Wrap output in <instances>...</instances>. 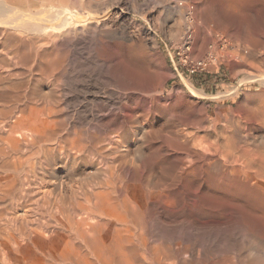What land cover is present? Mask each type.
Wrapping results in <instances>:
<instances>
[{"label":"rangeland","instance_id":"374dc122","mask_svg":"<svg viewBox=\"0 0 264 264\" xmlns=\"http://www.w3.org/2000/svg\"><path fill=\"white\" fill-rule=\"evenodd\" d=\"M53 1L55 2L53 3ZM74 1L75 0H48V9L53 16L52 19H54L55 17L57 18L56 24H54L55 20H53L52 22L51 19L49 25L46 28L40 30V32H35L33 30L31 32L29 30V32L21 31L19 33H12L15 38L14 40H23L31 44V52H27V56L28 53L29 55H31V61L36 60L38 54L41 53L43 55L44 69L45 71H47V75L50 77V79L46 81L47 83L43 85L44 88L42 90L37 89L36 93L31 91L29 94H27V96L24 93L25 97L22 100L24 102H29L35 106L47 104L46 106H48L49 109L54 108L55 110L59 111L58 115L55 118L60 122L58 129L60 131V134H62L61 148L63 149L61 150V154L67 155L68 153H71L73 155V157H71L73 158L71 159V161L68 162V160L63 158L65 162L62 161L61 164H56L57 161L54 162L53 158L55 155L54 152L47 153L43 148L40 147V145L42 144H39L38 146L35 145L36 147H32L35 152L31 150L32 148L27 150L30 154L31 161L30 163H28L29 165L27 164L25 167L26 177L30 179V182L35 188H39L40 184L42 183H44V185H46L47 187L51 186V183H46L42 179V175H44L43 172H45L48 179H53L54 177H59L60 179L58 180L63 179L62 182L64 186L62 188V194L63 199L67 203L73 200L83 201L86 196L94 193L95 191H101L102 188H106L108 184L107 187L113 188V197H115L120 202L127 203L128 205L134 207L137 211V220L139 221L134 222L133 226L136 231L137 229L138 231L140 229L142 233L140 231L139 232L142 234V236H140L141 234L137 232L139 235L137 234L138 238L134 239V243L140 242L141 239L144 241L145 238V241L147 242L146 246L151 249L150 254L153 255L155 253L158 254L159 252L160 253L158 255H160L161 248L168 245L169 249L171 248L170 252H172L173 256L175 257L173 261L177 259V264H182L183 262V264H190L191 261V264H264V197L263 199H261V193H259L258 191V185L263 184L261 182L263 174H256L260 171V169H257L258 167L254 168L258 172L254 169H250L249 171L252 175L254 174V179L257 181L252 179L251 182L249 181L248 183L247 181L241 180L243 178L241 176L243 174L245 175L246 173L245 171L241 173V176L238 174L236 176L234 173L223 174L221 165L216 164V162L219 160V156L221 158V156L224 155L225 151V154H235L234 156L238 157L241 154V151L237 148H229L226 145H229V143L236 145V147L238 148L249 149L251 152H253L254 148V151L264 149V139H262L264 138V123L259 124V119H256L257 117L259 118L260 115L264 114V49L260 48V46L264 44V6H262V4H264V0H243L245 2L247 1V4H252L253 2L255 3H253L252 5L250 4L251 7L245 8L246 10L242 9L238 5L240 4L238 2H241L240 0ZM226 1L230 4V6H232V4L235 2L233 4L235 9H233V6L229 8L230 13H226L225 11L227 6L229 5ZM28 2H30L29 4L31 9L35 11L38 9L37 7H39V3L36 0H28ZM49 2L51 3L49 4ZM56 3L57 5H55ZM112 3L114 6H112ZM128 3L131 5H129ZM106 5L107 7H105ZM211 5L213 8L211 7ZM253 5H256V7ZM86 8L88 9V11ZM110 9H113L114 11L113 17H110L105 21L94 23L82 22L81 24L74 21V19H83L89 15H101ZM236 10L239 11L237 12ZM208 16L210 17L208 18ZM67 17H69V20L65 24L64 21ZM185 18L187 20V23ZM247 22L249 23V26ZM105 23L107 24L106 27L104 26L106 25ZM198 23H200V25ZM187 24L189 25V27ZM199 26L200 29L198 28ZM189 29L192 31V33H195V37H193L195 39L197 38V36L199 37L198 34H202L201 45L203 48V52L197 53V58H203L207 53L211 51L210 48L214 43V37L216 34L228 37L229 41L231 42V47L235 51L233 50L234 52H232L231 58L226 57L223 58L224 60L221 58L225 63V67L222 69L224 75L223 73H213L211 75H208L205 81H197L196 79L180 81L176 78L171 58L169 57V54L167 52L166 44H179L183 35L187 31H189ZM201 29L203 30V32ZM79 31L82 32L79 33ZM115 31L117 32V37ZM95 37L98 38L96 39ZM0 38L1 41L3 40V42L6 39L4 38V36H1ZM86 38L88 39L84 41ZM99 38L101 43L99 42ZM117 40H119L120 42H118ZM105 41L108 44L104 46V44L106 43ZM108 41H110L111 43ZM68 43L70 44V46ZM76 45L78 46L76 47ZM213 45H215L214 47L212 46L213 51L220 53L219 46L215 43ZM66 46L70 48H67ZM82 52L83 54H81ZM35 56L36 58H34ZM80 57L83 60H80ZM76 59L79 60V62ZM69 61L72 63H70ZM74 66L83 68H80V70L79 68L77 69ZM37 67L38 66L36 65L32 69V74H34V76L38 75L39 73V68ZM62 67L63 69L61 70ZM71 67L72 69H69ZM135 70L137 71V73H141V75L139 74L140 77L137 76L138 74L135 75ZM21 71L23 72L22 67L13 68V73H20ZM75 71L77 73H74ZM142 72H144V74H146L148 77L150 73H152L151 76H154V74L159 75L160 73L164 74L163 78L161 75L163 84L157 85L155 80H148L149 78L147 76L144 77L145 75H143ZM26 73L29 77L32 76L29 72L26 71ZM260 75L262 76V78H260ZM249 76L252 77L249 78ZM63 77L66 80L65 83ZM254 77H259L260 79L258 78L255 80ZM125 78L127 81L124 80ZM138 78H140L141 81ZM150 78L152 79V77ZM74 79L76 83L75 81H73ZM68 80L69 82H67ZM122 80L124 81L123 84L121 83ZM137 80L140 82H138ZM51 82L53 83L51 84ZM153 82L156 84H154ZM124 83L127 85L123 86L125 85ZM261 83L263 85H261ZM156 86L158 87L156 88ZM137 87H140L142 91H140V89H137ZM45 90L48 93H46ZM54 90L57 92H55ZM139 99L141 101H139ZM43 102L46 103L44 104ZM138 102L140 105L138 104ZM124 103H129L128 107H122V105L127 106V104ZM115 104L120 107L116 106ZM108 107L110 108L108 109ZM137 110L139 112H137ZM113 111H116V113H114ZM140 111L142 113H148L147 116L144 113L141 114ZM123 113L125 116L123 115ZM95 115H97L98 117ZM107 115L109 116L107 117ZM118 115L120 117H118ZM127 115L129 117L132 116L131 119L133 120H130ZM141 116L144 118H142ZM96 117L98 118V120ZM107 118L111 122H108ZM123 118H127L126 122H124L125 119ZM99 119L102 120L100 121ZM119 119H123V121ZM200 119H203V122L200 121ZM196 120L197 122H199L197 123ZM128 121H131L132 124ZM102 122H104L105 124H102ZM109 123H113V126L110 125L109 127V125H107ZM135 123L140 124L139 126L137 125V127ZM101 124L104 128L106 126L107 127L104 129ZM73 125L74 128L72 127ZM80 125H84L85 127H81ZM140 125H142V128L140 127ZM65 128L67 129L66 131L64 130ZM71 128L73 130H71ZM89 128L90 133L88 132ZM125 128L126 131H124ZM135 128H138V131ZM94 130L97 132L99 130L98 134ZM126 132L128 133L123 134ZM142 133H144L145 135H142ZM85 134L86 136H89L84 137ZM128 134L132 138L129 137ZM139 135L141 138L139 137ZM117 136L119 138L121 136V138L117 139ZM158 138L160 139L159 142L156 141L158 140ZM148 139L150 142H147ZM159 143L162 144L161 147H159ZM192 143L195 146H193ZM116 144L117 146H115ZM143 144L144 147H142ZM49 145L50 144L48 143V145L46 146ZM219 145H222L223 147L220 148L221 152L219 153L221 154L217 155L215 153L216 151L213 149L218 147ZM139 146H141V150ZM156 146L160 151L156 148ZM200 146L210 147L209 149H211V153L213 154L211 155V153L209 154V152H203L202 150H200ZM112 148L114 149L112 150ZM36 149L38 150L36 151ZM79 149L82 150V152L79 151ZM233 149H235L236 153ZM189 150H193V152L196 150L198 153L205 156L206 160L204 159L205 161L202 160L201 162L197 163V161H193V159L184 156L183 153L188 152ZM228 150L229 152L227 153ZM148 151L151 153H149ZM231 151H233V153H231ZM119 152L121 153L120 156L118 155ZM144 152L147 155H144ZM163 152L165 155L163 154ZM122 153L125 156L127 155L128 161L126 157L122 155ZM160 153L162 154V156L164 155L166 157H162ZM136 154H138V157ZM158 154L160 155L158 159L157 157L154 158L155 156H158ZM177 154H179V156H177ZM82 155L85 157H83ZM46 156H52L51 160H46ZM118 157H120V159ZM121 157L123 159H121ZM169 157H172V159ZM90 159H92V161ZM97 159H99V161ZM182 159L186 160L184 161ZM188 159H190L191 161ZM243 160L244 158H242V161ZM124 161L126 162V164H124ZM162 161L164 163L166 162V167L165 165H163L164 163ZM182 161H184L185 163H182ZM100 162H102V164H100ZM84 163L85 165H83ZM131 163H134L133 167ZM54 164L57 166H55ZM62 164L65 165L63 166ZM98 164H100V168ZM123 164L125 168L124 171H126L127 173L122 171L124 169ZM146 164L147 166H144ZM101 166H103L104 169L103 167L101 168ZM128 166H131L130 168H132V170L128 168ZM96 167L97 169L99 168L98 170L101 172H98ZM79 168L82 170V172ZM127 168L128 170H130L128 171ZM36 169L38 171H36ZM31 170L33 171V174ZM94 170H96L97 172ZM202 171L205 175H202ZM51 172L54 177L52 176ZM91 172L93 173L91 174ZM78 173L80 174L78 175ZM198 173L203 177H201ZM230 174L233 175L231 176ZM86 176L87 180L85 179ZM89 176H91V178ZM74 180L75 182H73ZM67 181L72 182L69 183ZM242 181L244 184L242 183ZM186 183L188 185H186ZM76 184L78 185L76 186ZM237 186L238 189H235L237 188ZM247 186L250 187V190H245L248 188ZM68 188L72 190H68ZM197 188L198 191L196 190ZM251 188L256 190L254 191ZM139 189L141 192L138 191ZM184 189L187 192H185ZM175 191L177 192V194ZM206 191H208L207 195ZM257 193L260 195V197ZM251 194L253 196H251ZM56 195L57 192L51 193L49 198H45L53 200L54 196L56 197ZM38 196L39 195H37L35 199L39 198ZM132 197L135 198V201L133 200L134 198L131 199ZM258 198L259 201L257 202ZM35 199L32 197V200L34 202L37 201ZM121 199L124 200L122 201ZM150 199L153 201L152 203ZM139 200L140 202L141 200H144L142 201V204L144 202L146 204L144 203V206L142 207V204L139 202ZM137 202H139L140 204ZM167 203L170 206H167ZM257 203H259L260 205L263 203V206L261 205L263 208L260 207ZM160 204L162 205L160 206ZM259 209H261L263 212L260 213L261 210ZM146 211L148 212V214ZM166 211H168L169 213ZM158 214L160 215V217ZM157 215L159 218L156 217ZM261 215H263V217ZM145 216L147 217L144 218ZM154 217L156 218L154 219ZM146 219L148 220V223ZM133 220H135V218H133ZM154 220L157 221L155 222ZM149 221H153V223L149 224ZM146 225H149V227H146ZM153 228H155L156 230ZM144 230L146 231V233ZM147 237L148 239H146ZM180 242H182V244ZM139 247H136V249H138ZM138 251L140 252L141 248H139ZM153 251L154 253H152ZM178 253H180V255ZM185 258L189 259H186V261H184Z\"/></svg>","mask_w":264,"mask_h":264},{"label":"bare ground","instance_id":"6f19581e","mask_svg":"<svg viewBox=\"0 0 264 264\" xmlns=\"http://www.w3.org/2000/svg\"><path fill=\"white\" fill-rule=\"evenodd\" d=\"M27 1V2H26ZM39 3L38 9L35 11L30 8V2L28 0H0V37L4 36L5 41H1L0 38V264H177L178 261L176 262L173 261L175 257L173 256V253L170 252L169 246L166 245L165 247L161 248V254H150L151 249L148 248L147 242L141 239L140 242L134 243V239L138 238L137 236V231L134 229L133 223L137 220V211L134 207L128 205L127 203L120 202L118 201L115 197H113V188L107 187L102 188L101 191H95L94 193H91L90 195L86 196L83 201L79 200H73L70 202H65L63 199V194H62V188H63V179H60L59 177H54L52 172V176L55 178L53 179H48L46 177L45 172H43L44 175H42V179L47 183H51L50 187H47L44 185V183L40 184L39 188H35L32 183L30 182V179H28L25 175V167L28 163L31 161L30 154L28 153L27 150L31 149L35 145H40L41 148H43L47 153L54 152V162L56 164H61L64 159L71 161V157L73 155L71 153H68L67 155H62L61 150V138L62 134H60L59 131V120H57L55 117L58 115L59 111L55 110L54 108L49 109L48 106L46 105H32L29 102H24L22 99L25 97V94H29L31 91L36 93V90H42L44 88V84H46L47 80L50 79V77L47 75V71L44 69V64H43V55L40 53L37 56V59L34 61H31V55L27 56V52H31V44L28 42H25L23 40H14V35L12 34L13 32L19 33L21 31H27L29 30L32 32L33 31H39L46 28L53 16L50 13V10L48 9V0H36ZM168 1V0H167ZM165 1V2H167ZM228 1V0H227ZM226 1V2H227ZM241 2H238V4L242 9L245 8H250V4H247V1L240 0ZM55 1H53L54 3ZM76 2V0L74 1ZM237 2V1H236ZM51 2H49L50 4ZM58 3V2H57ZM57 3L55 5H57ZM61 3V2H60ZM82 3V2H81ZM122 3V2H121ZM225 3V2H224ZM228 3V2H227ZM233 3V2H231ZM235 3V2H234ZM233 3V4H234ZM254 3V2H253ZM252 3V4H253ZM59 4V3H58ZM72 4V3H71ZM120 4V3H119ZM118 4V5H119ZM126 4V3H125ZM129 4V3H128ZM127 4V5H128ZM168 4V3H167ZM229 4V3H228ZM232 4V6H233ZM251 4V5H252ZM255 4V3H254ZM61 5V4H60ZM63 5V3H62ZM78 5V4H77ZM94 5V4H93ZM96 5V4H95ZM131 5V4H129ZM175 5V4H174ZM222 5V4H221ZM227 5V4H226ZM69 6V5H68ZM71 6V5H70ZM112 6L113 3H112ZM111 6V7H112ZM126 6V5H125ZM230 4L227 6L225 9L226 13H230L229 8L232 7ZM256 7V5H253ZM264 6V4H262ZM83 7V6H82ZM96 7V6H95ZM98 7V6H97ZM107 7V5L105 6ZM130 7V6H129ZM212 7V5H211ZM237 7V6H236ZM213 8V7H212ZM215 8V7H214ZM261 8V7H259ZM258 8V9H259ZM263 8V7H262ZM82 9V8H81ZM87 9V8H86ZM126 9V7H125ZM233 9L234 6H233ZM232 9V10H233ZM239 9V7H238ZM65 10V9H64ZM101 10V9H100ZM246 10V9H245ZM83 11V10H82ZM88 11V9H87ZM91 11V10H90ZM103 11V9H102ZM127 11V10H126ZM130 11V9H129ZM128 11V12H129ZM136 11V10H135ZM174 11V10H173ZM177 11V10H175ZM182 11V10H181ZM210 11V10H209ZM208 11V12H209ZM237 11V10H236ZM239 11V10H238ZM237 11V12H238ZM252 11V10H251ZM78 12V11H77ZM81 12V11H80ZM79 12V13H80ZM101 12V11H100ZM113 9L107 10L105 13L101 15H89L86 18H78L74 19L75 22L81 24L82 22H100V21H105L110 17H113ZM124 12V11H122ZM138 12V11H137ZM179 12V11H178ZM207 12V14H208ZM235 12V11H234ZM249 12V10H248ZM241 13V12H239ZM85 14V13H84ZM100 14V13H99ZM116 14V13H115ZM212 15V12H211ZM242 15V14H241ZM116 16V15H115ZM124 16V15H123ZM185 17V16H184ZM188 17V16H187ZM210 16H208L209 18ZM236 17V16H235ZM234 17V18H235ZM77 18V17H76ZM233 18V19H234ZM184 19V18H183ZM54 21V24H56L57 18L55 17L52 19V22ZM69 20V17H67L64 21L66 24L67 21ZM73 20V18H72ZM186 20V18H185ZM239 20V18H238ZM230 21V20H229ZM232 21V20H231ZM237 21V20H236ZM190 22V20H189ZM242 22V20H241ZM104 23V22H103ZM126 23V22H125ZM187 23V20H186ZM193 23V22H192ZM191 23V24H192ZM248 23V22H247ZM253 23V22H252ZM106 24V23H105ZM200 25V23H198ZM240 24V23H239ZM246 24V23H245ZM53 25V23H52ZM188 25V24H187ZM244 25V22H243ZM247 25V24H246ZM105 27L107 26L104 25ZM186 26V24H185ZM249 26V23H248ZM189 27V25H188ZM191 27V25H190ZM246 27V26H245ZM109 28V27H108ZM111 28V27H110ZM186 28V27H185ZM200 29V26L198 27ZM71 29V28H70ZM69 29V30H70ZM197 29V30H199ZM73 30V29H72ZM77 30V29H76ZM79 30V29H78ZM107 30V29H106ZM190 30V29H189ZM202 30V29H201ZM84 31V30H82ZM82 31H79L82 32ZM103 31V30H102ZM110 31V29H109ZM114 31V30H113ZM248 31V29H247ZM250 31V30H249ZM116 32V31H115ZM114 32V33H115ZM125 32V31H124ZM200 32V31H198ZM203 32V30H202ZM24 33V32H23ZM22 33V35H23ZM38 33V32H37ZM64 33V32H63ZM73 33V32H72ZM108 33V32H106ZM105 33V34H106ZM113 33V34H114ZM126 33V32H125ZM192 33V31H191ZM206 33V32H205ZM26 34V33H25ZM117 37V32L115 33ZM195 33H192V36H194ZM198 34V33H197ZM30 35V34H29ZM68 35V34H67ZM79 35V34H78ZM77 35V36H78ZM125 35V34H124ZM127 35V34H126ZM199 37L193 38V53L196 57L197 53L203 52L202 48V34H198ZM205 35V34H204ZM32 36V35H31ZM38 36V35H37ZM57 36V35H56ZM55 36V37H56ZM64 36V35H63ZM73 36V35H72ZM82 36V35H81ZM84 36V35H83ZM95 36V35H94ZM97 36V35H96ZM114 36V35H113ZM28 37V36H27ZM43 37V36H42ZM123 37V35H122ZM23 38V37H22ZM21 38V39H22ZM32 38V37H31ZM40 38V37H39ZM47 38V36H46ZM51 38V37H50ZM49 38V39H50ZM76 38V37H75ZM96 38V37H95ZM98 38V37H97ZM96 38V39H97ZM104 38V37H102ZM110 38V37H109ZM114 38V37H113ZM121 38V37H120ZM127 38V37H125ZM124 38V39H125ZM78 39V38H77ZM88 38H86L84 41H86ZM48 40V39H47ZM68 40V39H67ZM66 40V41H67ZM72 40V38H71ZM74 40V39H73ZM82 40V41H83ZM49 41V40H48ZM65 41V42H66ZM75 41V40H74ZM79 41V42H82ZM120 42L119 40H117ZM116 41V43H117ZM45 42V41H44ZM50 42V41H49ZM58 42V41H57ZM56 42V43H57ZM63 42V40H62ZM78 42V41H77ZM100 42V38H99ZM106 42V41H105ZM110 42V41H108ZM114 42V41H113ZM123 42V40H122ZM128 42V41H127ZM71 43V42H70ZM87 43V42H86ZM101 43V42H100ZM111 43V42H110ZM52 44V43H51ZM69 44V43H68ZM108 44L107 42L104 44V46ZM113 44V43H112ZM126 44V43H125ZM252 44V43H251ZM257 44V43H255ZM63 45V44H62ZM84 45V44H83ZM218 45V44H216ZM235 45V44H234ZM233 45V46H234ZM260 45V44H259ZM70 46V44H69ZM73 46V45H72ZM78 45H76L77 47ZM258 46V45H254ZM262 46V47H261ZM260 48L264 49V44L261 45ZM49 47V46H47ZM54 47V46H53ZM67 47V46H66ZM70 48V47H67ZM75 48V46H74ZM210 48V47H209ZM208 48V50H209ZM39 49V48H38ZM37 49V50H38ZM66 49V48H65ZM212 52L213 47L210 48ZM26 50V51H25ZM44 50V49H43ZM207 50V51H208ZM215 50V49H214ZM234 50V49H233ZM232 50V52H234ZM45 51V50H44ZM53 51V50H52ZM63 51V50H62ZM71 51V50H70ZM73 51V50H72ZM80 51V50H79ZM78 51V52H79ZM35 52V51H34ZM49 52V51H48ZM60 52V51H59ZM81 52V51H80ZM206 52V51H205ZM209 52V53H210ZM221 53V51H219ZM264 52V51H263ZM36 53V52H35ZM50 53V52H49ZM110 53V52H109ZM217 53V52H216ZM61 54V53H60ZM72 54V53H71ZM83 54V52L81 53ZM80 54V55H81ZM206 54V53H205ZM226 54V53H222ZM74 55V54H73ZM72 55V56H73ZM76 55V54H75ZM78 55V53H77ZM97 55V54H96ZM207 55V54H206ZM108 56V55H106ZM105 56V57H106ZM224 56V55H222ZM264 56V55H263ZM237 57V56H236ZM36 58V56L34 57ZM77 58V57H74ZM84 58V57H83ZM123 58V57H122ZM73 59V58H72ZM100 59V58H99ZM223 59V58H222ZM264 59V58H263ZM77 60V59H76ZM80 60H83L80 57ZM102 60V59H101ZM224 60V59H223ZM67 61V60H66ZM79 62V60H77ZM70 62V61H69ZM76 62V61H75ZM77 62V63H78ZM72 63V62H70ZM69 64V63H68ZM74 64V63H73ZM81 64V63H80ZM264 64V63H263ZM38 66L39 68V73L38 75L34 76L32 74V69L35 66ZM57 65V64H56ZM79 65V64H78ZM77 65V66H78ZM22 67L23 72L21 71L20 73H13V68H19ZM64 67V66H63ZM61 68V70L63 69ZM70 67V66H69ZM73 67V66H72ZM69 68V69H72ZM75 67V66H74ZM75 68H83V67H75ZM74 68V69H75ZM263 68V67H262ZM55 69V68H54ZM53 69V70H54ZM73 69V70H74ZM76 69V70H77ZM264 69V68H263ZM3 70V72H2ZM81 70V69H80ZM137 70V69H136ZM135 70V71H136ZM141 70V69H140ZM139 70V71H140ZM262 70V69H261ZM25 71V72H24ZM27 72H29L32 76L29 77L27 75ZM138 71V72H139ZM142 71V70H141ZM264 71V70H263ZM262 71V72H263ZM60 72V71H59ZM36 73V72H35ZM69 73V72H68ZM72 73V72H71ZM74 73H77L76 71ZM73 73V74H74ZM141 73H135V75ZM144 77L147 75L142 72ZM152 73L149 75L148 80H155L157 85H162L163 84V75L164 74H159L151 76ZM60 75V74H58ZM67 75V74H65ZM71 75V74H70ZM142 75V76H143ZM162 75V78H161ZM257 76V75H256ZM261 76V75H260ZM259 76V77H260ZM61 77V76H60ZM67 77V76H66ZM72 77V76H69ZM135 77V76H134ZM140 77V76H139ZM143 77V78H144ZM152 77V79L150 78ZM252 77V76H251ZM249 76V78H251ZM259 77H254L255 80L258 79ZM64 78V77H63ZM74 78V77H73ZM72 78V79H73ZM129 78V77H128ZM127 78V79H128ZM262 78V76L260 77ZM259 78V79H260ZM109 79V78H108ZM137 79V77H136ZM140 81L141 79L138 78ZM146 79V78H145ZM245 79V78H244ZM125 81L126 78L124 79ZM243 80V79H242ZM250 80V79H249ZM264 80V79H263ZM52 81V79H51ZM65 78H64V83H65ZM75 81V79L73 80ZM138 81V80H137ZM138 81V82H140ZM143 81V80H142ZM245 81V80H244ZM252 81V80H251ZM259 81V80H258ZM257 81V82H258ZM261 81V80H260ZM54 82V80H53ZM51 82V84L53 83ZM69 82V80L67 81ZM66 82V83H67ZM122 80V84H123ZM137 82V84H138ZM262 82V81H261ZM74 83V82H73ZM76 83V81H75ZM79 83V81H78ZM142 83V82H141ZM139 83V84H141ZM144 83V82H143ZM154 83V82H153ZM154 83V84H156ZM60 84V83H59ZM121 84V85H122ZM125 84V83H124ZM153 84V85H154ZM49 85V84H48ZM58 85V84H57ZM83 85V84H82ZM127 84L123 85L126 86ZM261 85H263L261 83ZM60 86V85H59ZM158 86H156L157 88ZM54 88V87H53ZM56 88V87H55ZM51 89V88H50ZM49 89V90H50ZM137 89L141 88L137 87ZM46 91V90H45ZM55 91V90H54ZM137 91V90H136ZM139 91V90H138ZM53 92V91H52ZM57 92V91H55ZM25 93V94H24ZM46 93H48L46 91ZM138 93V92H137ZM136 93V94H137ZM24 94V95H23ZM42 94V92H41ZM44 94V93H43ZM140 94V93H139ZM53 96V95H52ZM138 96V95H137ZM45 97V96H44ZM139 97V96H138ZM52 98V97H51ZM43 99V98H42ZM27 100V99H26ZM52 100V99H51ZM137 100V99H136ZM48 101V100H47ZM139 101H141L139 99ZM39 102V101H38ZM44 103V102H43ZM46 103V102H45ZM44 103V104H45ZM48 103V102H47ZM52 103V102H51ZM141 103V102H140ZM36 104V103H35ZM61 104V103H60ZM59 104V105H60ZM120 104V103H119ZM123 104V103H121ZM127 104V106L122 107H128L129 103H124ZM139 104V102H138ZM50 105V104H49ZM114 105V104H113ZM116 105V104H115ZM140 105V104H139ZM118 106V105H116ZM130 106V105H129ZM138 106V105H137ZM136 106V107H137ZM142 106V105H141ZM53 107V106H52ZM62 107V106H61ZM114 107V106H112ZM120 107V106H118ZM63 108V107H62ZM110 107H108L109 109ZM116 108V107H115ZM133 108V107H132ZM135 108V107H134ZM147 108V107H146ZM145 108V109H146ZM112 109V108H111ZM122 109V108H121ZM127 109V108H125ZM129 109V108H128ZM137 109V108H136ZM139 109V108H138ZM149 109V108H148ZM113 110V109H112ZM130 110V109H129ZM128 110V111H129ZM135 110V109H133ZM132 110V112H133ZM141 110V109H140ZM110 111V110H109ZM131 111V110H130ZM143 111V110H142ZM146 111V110H145ZM149 111V110H148ZM114 112V111H113ZM123 112V111H122ZM125 112V111H124ZM129 112V113H132ZM137 112H139L137 110ZM141 112V111H140ZM64 113V112H63ZM112 113V112H111ZM108 113V114H111ZM116 113V111L114 112ZM119 113V112H118ZM136 113V112H135ZM146 116L147 114L143 112ZM141 112V114H143ZM263 113V112H262ZM122 114V113H121ZM128 114V112H127ZM137 114V113H136ZM139 114V113H138ZM106 115V114H105ZM103 115V116H105ZM114 115V114H112ZM124 115V113H123ZM132 115V114H131ZM144 115V116H145ZM94 116V114H93ZM97 116V115H95ZM109 115H107L108 117ZM117 116V115H116ZM115 116V117H116ZM125 116V115H124ZM128 116V115H127ZM133 116V115H132ZM132 116H128L131 119ZM143 116V115H142ZM141 116V117H142ZM204 116V115H203ZM202 116V117H203ZM258 116V115H257ZM256 116V117H257ZM98 117V116H97ZM96 117V118H97ZM111 117V116H110ZM118 117H120L118 115ZM127 117V118H128ZM138 117V116H137ZM200 117V116H199ZM101 118V117H100ZM103 118V117H102ZM114 118V117H113ZM117 118V117H116ZM115 118V120H116ZM127 118L125 119L124 122H126ZM144 118V117H142ZM65 119V118H64ZM118 119V118H117ZM123 119H119L123 121ZM139 119V118H137ZM196 119V118H195ZM256 119H259V124L264 123V114L260 115L259 118L257 117ZM98 120V118H97ZM100 120V119H99ZM102 120V119H101ZM100 120V121H101ZM106 120V119H105ZM108 122L110 121L107 118ZM112 120V119H111ZM114 120V119H113ZM114 120V121H115ZM129 120V119H128ZM136 120V119H135ZM198 120V119H197ZM196 120V122H197ZM66 121V120H65ZM92 121V120H91ZM200 121L203 122V119H200ZM68 122V121H67ZM89 122V120H88ZM86 122V123H88ZM111 122V121H110ZM119 122V121H118ZM131 122V121H128ZM136 122V121H135ZM199 122V121H198ZM197 122V123H198ZM70 123V122H69ZM85 123V122H84ZM106 123V121H105ZM102 122V124H105ZM115 123V122H114ZM122 123V122H121ZM134 123V122H133ZM100 124V123H99ZM98 124V125H99ZM101 124V125H102ZM113 124V123H112ZM112 124H107L112 125ZM132 124V122H131ZM136 124V123H135ZM140 124V123H139ZM139 124H136V126ZM203 124V123H202ZM201 124V125H202ZM96 125V124H95ZM117 125V123H116ZM124 125V123H123ZM122 125V126H123ZM128 125V124H126ZM81 126V125H80ZM84 126V125H82ZM81 126V127H82ZM106 126V125H105ZM113 126V125H112ZM121 126V127H122ZM131 126V125H130ZM133 126V125H132ZM135 126V125H134ZM137 126V127H138ZM142 125H140L141 127ZM69 127V126H68ZM74 128V125L72 126ZM76 127V126H75ZM85 127V126H84ZM95 127V126H94ZM97 127V126H96ZM101 127V126H99ZM103 127V125H102ZM107 127V126H106ZM105 127V128H106ZM115 127V126H114ZM120 127V126H119ZM125 127V126H124ZM123 127V128H124ZM127 127V126H126ZM129 127V126H128ZM80 128V127H79ZM93 128V127H92ZM104 128V127H103ZM104 128V129H105ZM113 128V127H111ZM110 128V129H111ZM132 128V127H131ZM142 128V127H141ZM140 128V129H141ZM70 129V128H69ZM68 129V130H69ZM86 129V128H85ZM95 129V128H94ZM129 129V128H128ZM136 129V128H135ZM138 129V128H137ZM136 129V130H137ZM65 131L67 130L66 128L64 129ZM71 130H73L71 128ZM82 130V129H81ZM84 130V129H83ZM130 130V129H129ZM132 130V129H131ZM145 130V129H143ZM95 131V130H94ZM110 131V130H108ZM117 131V130H116ZM122 131V130H121ZM126 131V128L125 130ZM123 131V132H124ZM138 131V130H137ZM136 131V132H137ZM84 132V131H83ZM87 132V131H86ZM85 132V133H86ZM90 133V128L89 131ZM93 132V131H92ZM97 132V131H95ZM94 132V133H95ZM99 132V130H98ZM97 132V134H98ZM101 132V131H100ZM140 132V131H139ZM144 132V131H142ZM65 133V132H64ZM88 133V134H89ZM123 133V134H127ZM135 133V132H134ZM144 133H142L143 135ZM121 135V134H120ZM129 135V134H128ZM145 135V134H144ZM86 134L84 135V137ZM89 136V135H87ZM86 136V137H87ZM92 136V135H91ZM115 136V135H112ZM135 136V135H134ZM81 137V136H80ZM118 137V136H117ZM129 137H131L129 135ZM136 137V136H135ZM140 137V135H139ZM146 137V136H144ZM115 138V137H114ZM121 138V136H120ZM119 137L117 139H120ZM124 138V136H123ZM127 138V137H126ZM132 138V137H131ZM137 138V137H136ZM141 138V137H140ZM156 139V138H155ZM264 139V138H262ZM110 140V139H109ZM115 140V139H114ZM113 140V141H114ZM123 140V139H121ZM159 138L158 141L159 142ZM169 140V139H168ZM261 140V139H260ZM153 141V140H152ZM151 141V142H152ZM167 141V140H166ZM172 141V140H171ZM170 141V142H171ZM198 141V140H197ZM85 142V141H84ZM87 142V141H86ZM121 142V141H120ZM128 142V141H127ZM126 142V143H127ZM147 142H150L149 139ZM157 142V143H158ZM162 142V141H161ZM261 142V141H260ZM264 142V141H263ZM48 143L50 144L49 146ZM130 143V141H129ZM137 143V142H136ZM140 143V142H139ZM154 143V142H153ZM64 144V143H63ZM66 144V143H65ZM118 144V143H117ZM117 144L115 146H117ZM141 144V143H140ZM146 144V143H145ZM150 144V143H149ZM195 144V143H194ZM200 144V143H199ZM263 144V143H262ZM161 143H159V147H161ZM164 145V144H163ZM179 145V144H178ZM191 145V144H190ZM193 145V143H192ZM203 145V144H202ZM205 145V144H204ZM207 145V144H206ZM229 148H237L240 150L241 154L238 156H234L235 154H225L226 151L224 152V155L219 156V160L216 162V164L221 165V170L223 171V174L227 173H234L236 176L237 174L241 176L242 172H246L245 175L243 174L241 177H243L241 180L249 181L251 182L252 179H254V174L252 175L251 172L249 171L250 169L253 170L254 168L258 167L257 169L260 171L256 174H263V178H261V182L263 184L258 185V191L261 193V199L264 197V149L259 150V151H254L251 152L249 149H244V148H238L236 145L233 144H226ZM261 145V144H259ZM148 146V145H147ZM151 146V145H150ZM170 146V145H169ZM177 146V145H175ZM195 146V145H193ZM210 146V145H209ZM217 146V145H215ZM36 147V146H35ZM34 147V148H35ZM39 147V149H40ZM111 147V146H110ZM119 147V146H118ZM122 147V146H120ZM128 147V146H127ZM130 147V146H129ZM140 150H141V146ZM144 147V144L143 146ZM186 147V146H185ZM201 147V146H200ZM211 147V146H210ZM210 147H201L200 150L203 152L209 154L211 153ZM214 147V146H213ZM223 147L222 145H219L218 147L214 148L216 154H221L219 152L220 148ZM226 147V146H225ZM66 148V147H65ZM80 148V147H79ZM99 148V146H98ZM102 148V147H101ZM109 148V147H108ZM134 148V147H133ZM138 148V147H137ZM148 148V147H147ZM150 148V147H149ZM158 149V147L156 146ZM167 148V147H166ZM170 148V147H169ZM168 148V150H169ZM188 148V147H187ZM258 148V147H257ZM256 148V149H257ZM263 148V147H261ZM114 148H112L113 150ZM127 149V148H126ZM132 149V148H130ZM144 149V148H143ZM163 149V147H162ZM161 149V152H162ZM175 149V148H174ZM194 149V148H193ZM224 149V148H222ZM234 152L236 153V151ZM252 149V148H251ZM259 149V148H258ZM32 151L33 148L31 149ZM38 149H36L37 151ZM66 150V149H65ZM120 150V149H119ZM118 150V151H119ZM136 150V147H135ZM139 150V149H138ZM149 150V149H148ZM159 150V149H158ZM157 150V151H158ZM166 150V149H165ZM182 150V149H181ZM79 151L82 152V150L79 149ZM132 151V150H131ZM152 151V150H151ZM160 151V150H159ZM158 151V152H159ZM164 151V150H163ZM196 151V150H195ZM193 152V150H189L188 152L183 153L184 156L193 159V161L201 162L202 160L205 159V156L201 155L200 153ZM35 152V151H34ZM33 152V153H34ZM56 152V153H55ZM139 152V151H138ZM135 152V153H138ZM143 152V151H142ZM149 152V151H148ZM156 152V151H155ZM165 152V151H164ZM163 152V154H164ZM168 152V151H167ZM166 152V153H167ZM170 152V151H169ZM177 152V151H176ZM201 152V151H199ZM229 150L227 151V153ZM31 153V152H30ZM38 153V152H37ZM73 153V152H72ZM113 153V152H112ZM151 153V152H149ZM148 153V154H149ZM233 153V151H231ZM29 154V156H28ZM32 154V153H31ZM42 154V153H41ZM75 154V152H74ZM88 154V153H87ZM120 152L118 155L120 156ZM146 153L144 152V155ZM157 154V153H155ZM161 154V153H160ZM173 154V153H172ZM180 154V153H179ZM177 154V156H179ZM213 153H211L212 155ZM48 155V154H47ZM78 155V154H76ZM84 155V154H83ZM82 155V156H83ZM117 155V154H116ZM123 155V153H122ZM138 157V154H136ZM147 155V154H146ZM165 155V154H164ZM163 155V156H164ZM167 155V154H166ZM176 155V154H175ZM182 155V156H183ZM32 156V155H31ZM40 156V154H39ZM38 156V157H39ZM66 156V157H64ZM98 156V155H97ZM125 156V155H123ZM122 156V157H123ZM152 156V155H151ZM154 156V155H153ZM155 156L154 158L159 157ZM162 156V154H161ZM162 156V157H163ZM181 156V157H182ZM216 156V155H215ZM34 157V158H38ZM85 157V156H83ZM121 157V159H123ZM127 159V155L125 156ZM124 157V158H125ZM129 157V156H128ZM141 157V156H139ZM166 156H164L165 158ZM175 157V156H174ZM209 157V156H208ZM52 156H46V160L50 159L51 160ZM89 158V157H88ZM99 158V157H98ZM116 158V157H115ZM120 159V157H118ZM168 158V157H167ZM172 159V157H169ZM212 158V157H211ZM215 158V157H214ZM242 158L244 160L242 161ZM102 159V158H101ZM130 159V158H129ZM136 159V157H135ZM139 159V158H138ZM144 159V158H143ZM142 159V160H143ZM187 159V158H186ZM185 159V160H186ZM78 160V159H77ZM81 160V159H80ZM79 160V161H80ZM85 160V159H84ZM83 160V162H84ZM92 161V159H90ZM99 161V159H97ZM115 160V159H114ZM125 160V159H124ZM131 160V159H130ZM129 160V161H130ZM184 160V159H182ZM184 160V161H185ZM190 160V159H188ZM206 160V159H205ZM204 160V161H205ZM241 160V161H240ZM33 161V158H32ZM39 161V160H38ZM42 161V160H41ZM77 161V162H79ZM82 161V160H81ZM96 161V162H98ZM126 161V160H125ZM124 161V162H125ZM128 161V159H127ZM157 161V160H156ZM169 161V160H168ZM171 161V160H170ZM182 161V163L184 162ZM191 161V160H190ZM65 162V161H64ZM117 162V161H116ZM122 162V161H121ZM158 162V161H157ZM163 162V161H162ZM176 162V161H175ZM174 162V163H175ZM41 163V162H40ZM43 163V162H42ZM75 163V162H74ZM73 163V164H74ZM91 163V162H90ZM128 163V162H127ZM142 163V162H141ZM164 163V162H163ZM162 163V164H163ZM166 163V162H165ZM165 163L163 165H165ZM170 163V162H169ZM168 163V164H169ZM185 163V162H184ZM189 163V162H188ZM196 163V162H195ZM196 163V164H197ZM203 163V162H202ZM201 163V164H202ZM66 164V163H65ZM65 164H62L63 166ZM69 164V163H68ZM79 164V163H77ZM89 164V162H88ZM102 164V162H100ZM100 164H98L100 168ZM126 164V162L124 163ZM123 164V168H124ZM161 164V161H160ZM171 164V163H170ZM29 165V164H28ZM55 165V164H54ZM61 165V166H62ZM85 165V163L83 164ZM122 165V164H121ZM129 165V164H128ZM132 167L134 163L132 164ZM136 165V163H135ZM142 165V164H141ZM167 165V164H166ZM165 165V167H166ZM174 165V164H173ZM180 165V164H179ZM36 166V165H35ZM46 166V165H45ZM57 166V165H55ZM74 166V165H72ZM82 166V165H81ZM126 166V165H125ZM139 166V163H138ZM144 166H147L144 165ZM178 166V165H177ZM181 166V165H180ZM193 166V165H192ZM34 167V166H33ZM44 167V166H43ZM77 167V166H75ZM79 167V166H78ZM103 166H101L102 168ZM118 167V166H117ZM127 167V166H126ZM131 167V166H130ZM128 166V168H130ZM170 167V166H169ZM188 167V166H187ZM200 167V166H199ZM210 167V166H209ZM261 167V168H260ZM55 168V167H54ZM66 168V167H65ZM85 168V167H84ZM98 168V169H99ZM122 168V169H123ZM127 168V170H128ZM38 169V168H37ZM36 169V171H38ZM46 169V168H45ZM48 169V168H47ZM52 169V168H51ZM73 169V168H72ZM80 169V168H79ZM83 169V168H82ZM97 169V167H96ZM97 169V170H98ZM104 169V167H103ZM132 170V168H130ZM129 169V170H130ZM142 169V168H141ZM168 169V168H167ZM186 169V168H185ZM188 169V168H187ZM192 169V168H191ZM78 170V169H77ZM81 170V169H80ZM125 168L122 170L124 171ZM128 170V171H129ZM205 170V169H203ZM29 171V170H28ZM75 171V170H74ZM96 171V170H94ZM134 171V170H133ZM143 171V170H142ZM141 171V172H142ZM173 171V170H172ZM182 171V169H181ZM255 171V172H256ZM32 174L33 171L31 170ZM30 172V173H31ZM55 172V171H54ZM82 172V170H81ZM85 172V171H84ZM97 172V171H96ZM98 172H101L98 170ZM126 172V171H124ZM140 172V171H139ZM145 172V171H144ZM186 172V171H185ZM198 172V171H197ZM195 172V173H197ZM208 172V171H206ZM254 172V173H255ZM41 173V172H40ZM49 173V172H48ZM93 172H91L92 174ZM127 173V172H126ZM171 173V172H170ZM176 173V172H175ZM200 173V172H199ZM198 173V174H199ZM71 174V173H70ZM75 174V173H73ZM80 173H78L79 175ZM125 174V173H124ZM181 174V173H180ZM204 172L202 171V175ZM208 174V173H207ZM49 175V174H48ZM89 175V174H88ZM128 175V174H127ZM131 175V174H130ZM145 175V174H144ZM192 175V173H191ZM190 175V176H191ZM200 175V174H199ZM205 175V174H204ZM231 175V174H230ZM233 175V174H232ZM231 175V176H232ZM29 176V174H28ZM60 176V175H59ZM67 176V173H66ZM65 176V177H66ZM142 176V175H141ZM179 176V174H178ZM201 176V175H200ZM226 176V175H225ZM224 176V177H225ZM229 176V175H228ZM238 176V177H240ZM258 176V175H257ZM255 176V177H257ZM91 178V176H89ZM88 177V178H89ZM102 177V176H101ZM188 177V176H187ZM203 177V176H201ZM227 177V176H226ZM30 178V177H29ZM57 178V179H56ZM87 176L85 177V179ZM96 178V177H95ZM99 178V177H98ZM181 178V175H180ZM234 178V177H233ZM260 178V176H259ZM67 179V178H64ZM69 179V178H68ZM73 179V178H72ZM76 179V178H75ZM105 179V178H104ZM117 179V177H116ZM127 179V178H126ZM129 179V176H128ZM152 179V178H150ZM191 179V178H190ZM240 179V178H239ZM34 180V179H33ZM40 180V179H37ZM87 180V179H86ZM85 180V181H86ZM92 180V179H91ZM141 180V179H140ZM143 180V179H142ZM185 180V179H184ZM238 180V179H237ZM255 180V179H254ZM260 180V179H259ZM258 180V181H259ZM61 181V182H60ZM242 181V183H243ZM257 181V180H255ZM38 182V181H37ZM65 182V181H64ZM71 183L72 181H67ZM75 182V180L73 181ZM77 182V181H76ZM106 182V181H105ZM117 182V181H116ZM124 182V181H123ZM149 182V181H148ZM40 183V182H39ZM97 183V182H96ZM122 183V182H121ZM189 183V182H188ZM240 183V182H238ZM38 184V183H37ZM140 184V183H139ZM155 184V183H154ZM244 184V183H243ZM66 185V184H65ZM75 185V184H74ZM78 184H76L77 186ZM125 185V184H124ZM141 185V184H140ZM144 185V184H143ZM152 185V184H151ZM186 185H188L186 183ZM191 185V182H190ZM238 185V184H237ZM246 185V183H245ZM248 185V184H247ZM33 186V187H32ZM38 186V185H37ZM154 186V185H153ZM205 186V185H203ZM250 186V184H249ZM254 186V185H252ZM146 187V186H145ZM144 187V188H145ZM187 187V186H186ZM189 187V186H188ZM191 187V186H190ZM207 187V186H206ZM205 187V189H206ZM248 187V186H247ZM245 187V188H247ZM262 187V188H261ZM33 188V189H32ZM76 188V187H75ZM138 188V187H137ZM199 188V187H198ZM198 188L196 189L198 191ZM244 188V186H243ZM253 188V187H252ZM251 188V189H252ZM35 189V190H34ZM65 189V188H64ZM79 189V188H78ZM76 189V190H78ZM150 189V188H149ZM172 189V188H171ZM190 189V188H189ZM238 189V186L237 188ZM241 189V188H240ZM34 190V191H33ZM68 190H72L69 189ZM74 190V189H73ZM159 190V189H158ZM185 190V189H184ZM208 190V189H207ZM245 190H250V187H248ZM254 190V189H252ZM256 190V189H255ZM254 190V191H255ZM80 191V190H79ZM123 191V190H122ZM126 191V190H125ZM129 191V190H128ZM140 191V189L138 190ZM137 191V193H138ZM143 191V190H142ZM164 191V190H163ZM162 191V192H163ZM169 191V190H168ZM171 191V190H170ZM194 191V190H193ZM196 191V192H197ZM36 192V193H35ZM57 192L56 197L54 196V199L50 200L47 199L50 197L51 193ZM72 192V191H71ZM87 192V191H86ZM127 192V191H126ZM134 192V191H132ZM141 192V191H140ZM139 192V193H140ZM161 192V193H162ZM176 192V191H175ZM185 192H187L185 190ZM201 192V191H200ZM198 192V193H200ZM206 191V195H207ZM213 192V191H212ZM247 192V191H246ZM252 192V191H251ZM35 193V194H34ZM143 193V192H142ZM141 193V194H142ZM151 193V192H150ZM157 193V192H156ZM174 193V192H173ZM254 193V192H253ZM123 194V193H122ZM131 194V193H130ZM159 194V193H158ZM177 194V192H176ZM202 194V193H201ZM204 194V193H203ZM209 194V193H208ZM249 194V192H248ZM258 194V193H257ZM39 195L37 199H35ZM118 195V194H117ZM126 195V194H125ZM133 195V194H131ZM130 195V196H131ZM138 195V194H137ZM140 195V194H139ZM161 195V194H160ZM174 195V194H173ZM256 195V194H255ZM78 196V195H77ZM121 196V195H120ZM134 196V195H133ZM249 196V195H248ZM251 196H253L251 194ZM249 196V197H251ZM260 197V195L258 194ZM257 196V197H258ZM32 197L37 200L33 201ZM47 197V198H45ZM53 197V195H52ZM74 197V196H73ZM147 197V196H146ZM153 197V196H152ZM132 197L131 199H133ZM252 198V197H251ZM82 199V198H81ZM137 199V198H136ZM140 199V198H138ZM253 199V198H252ZM260 199V200H261ZM122 200V199H121ZM124 200V199H123ZM122 200V201H123ZM135 201V198L133 199ZM151 200V199H150ZM149 200V201H150ZM164 200V199H163ZM133 201V202H134ZM142 201L144 200H139V202L142 204ZM259 201V198L257 199V202ZM262 201V200H261ZM264 201V200H263ZM137 202V203H139ZM153 201L151 200V203ZM160 202V201H159ZM139 203V204H140ZM145 203V202H144ZM144 203L142 204V207L144 206ZM173 203V202H172ZM171 203V204H172ZM260 203V202H259ZM257 203L260 207H262L263 203L260 205ZM136 204V203H135ZM146 204V203H145ZM163 204V203H162ZM160 204V206L162 205ZM168 204V203H167ZM154 205V204H152ZM151 205V206H152ZM141 206V205H140ZM146 206V205H145ZM158 206V205H157ZM159 206V207H160ZM166 206V204H165ZM167 206H170L169 204ZM258 206V207H259ZM148 207V205H147ZM156 207V205H155ZM259 207V208H260ZM140 208V207H138ZM151 208V207H150ZM172 208V207H171ZM263 208V207H262ZM159 209V208H158ZM167 209V208H166ZM177 209V208H176ZM157 210V209H156ZM160 210V209H159ZM158 210V211H159ZM168 210V209H167ZM170 210V209H169ZM261 210V209H259ZM264 210V209H263ZM141 211V210H140ZM165 211V210H164ZM171 211V210H170ZM173 211V210H172ZM147 212V211H146ZM168 212V211H166ZM165 212V213H166ZM186 212V211H185ZM263 212L262 210L260 213ZM155 213V212H154ZM160 213V212H159ZM169 213V212H168ZM171 213V212H170ZM177 213V212H176ZM179 213V212H178ZM148 214V212H147ZM146 214V215H147ZM156 214V213H155ZM164 214V212H163ZM180 214V213H179ZM152 215V214H151ZM159 215V214H158ZM158 215L156 217H158ZM188 215V214H187ZM150 216V215H148ZM162 216V215H161ZM263 217V215H261ZM130 217V218H129ZM145 216L144 218H146ZM153 217V216H152ZM154 217V219L156 218ZM160 217V215H159ZM158 217V218H159ZM164 217V216H163ZM172 217V216H171ZM175 217V216H174ZM135 218V220H133ZM165 218V217H164ZM163 218V219H164ZM132 219V220H131ZM152 219V218H148ZM147 220V219H146ZM161 220V219H160ZM165 220V219H164ZM174 220V219H173ZM155 221V220H154ZM157 221V220H156ZM155 221V222H156ZM172 221V220H171ZM175 221V220H174ZM154 222V223H155ZM159 222V221H158ZM148 223V220H147ZM146 223V224H147ZM153 221H149V224H152ZM173 223V222H172ZM158 224V223H157ZM156 224V225H157ZM170 224V223H169ZM154 225V224H153ZM163 225V224H162ZM149 227V225H146V227ZM160 226V225H158ZM139 227V226H138ZM141 227V226H140ZM153 227V226H152ZM162 227V226H161ZM164 227V226H163ZM155 229V228H153ZM156 230V229H155ZM145 231V230H144ZM149 231V228H148ZM160 231V230H159ZM141 232V231H140ZM139 232V234H141ZM156 232V231H155ZM154 232V233H155ZM166 232V231H165ZM146 233V231H145ZM161 233V232H159ZM138 234V235H139ZM150 234V233H149ZM148 234V235H149ZM166 234V233H165ZM142 236V234L140 235ZM172 236V235H171ZM170 236V237H171ZM145 237V236H144ZM149 237V236H148ZM148 237L146 239H148ZM176 237V236H175ZM152 238V237H151ZM154 239V238H153ZM152 239V240H153ZM157 239V237H156ZM186 240V238H185ZM161 241V240H160ZM178 241V240H177ZM176 241V242H177ZM150 242V241H149ZM155 242V241H154ZM164 242V241H162ZM174 242V241H173ZM182 244V242H180ZM184 243V242H183ZM169 244V243H168ZM176 244V243H175ZM185 244V243H184ZM164 245V244H163ZM179 245V244H178ZM177 245V246H178ZM190 245V244H188ZM140 246V247H139ZM136 247L141 248V251L139 252ZM175 247V246H174ZM180 247V246H179ZM178 247V248H179ZM187 247V246H186ZM155 248V246H154ZM190 248V247H189ZM183 249V248H182ZM159 250V248H158ZM155 251V250H154ZM154 251L152 253H154ZM173 251V250H172ZM182 252V250H181ZM188 252V251H187ZM191 253V252H189ZM180 255V253H178ZM183 254V253H182ZM188 254V253H187ZM151 255V256H149ZM178 255V257H179ZM191 255V254H190ZM196 255V254H195ZM194 255V257H195ZM149 256V258H148ZM193 256V255H192ZM177 257V258H178ZM182 257V256H180ZM185 257V256H184ZM189 257V256H188ZM185 258L184 261H186ZM180 260V259H179ZM182 260V259H181ZM193 260V259H192ZM196 260V259H195ZM194 260V261H195ZM198 261V260H197ZM209 261V260H208ZM181 263V262H179ZM184 263V262H183ZM182 263V264H183ZM188 263V262H186ZM192 263V261H191ZM190 263V264H191ZM198 263V262H197ZM212 263V262H211Z\"/></svg>","mask_w":264,"mask_h":264},{"label":"built area","instance_id":"2783aa9c","mask_svg":"<svg viewBox=\"0 0 264 264\" xmlns=\"http://www.w3.org/2000/svg\"><path fill=\"white\" fill-rule=\"evenodd\" d=\"M214 43L218 44L221 53L212 51L207 53L203 58H197L193 53V36L191 30L183 35L179 44H166L176 78L180 81L194 79L197 81H205L208 75L223 73L222 69L225 67V63L221 58H231L233 48L228 37L224 35L216 34ZM213 44L211 47L215 46Z\"/></svg>","mask_w":264,"mask_h":264}]
</instances>
